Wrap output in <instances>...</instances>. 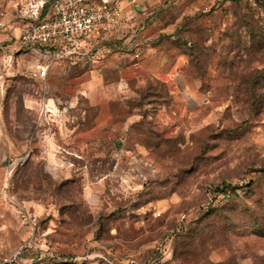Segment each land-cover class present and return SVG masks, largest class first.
Wrapping results in <instances>:
<instances>
[{
  "label": "rangeland",
  "instance_id": "1",
  "mask_svg": "<svg viewBox=\"0 0 264 264\" xmlns=\"http://www.w3.org/2000/svg\"><path fill=\"white\" fill-rule=\"evenodd\" d=\"M37 1L0 0V258L264 264V0H130L44 81Z\"/></svg>",
  "mask_w": 264,
  "mask_h": 264
},
{
  "label": "built area",
  "instance_id": "2",
  "mask_svg": "<svg viewBox=\"0 0 264 264\" xmlns=\"http://www.w3.org/2000/svg\"><path fill=\"white\" fill-rule=\"evenodd\" d=\"M129 1L38 0L31 5L21 46L33 48L43 58L35 77L44 81L58 62L89 57L97 44L111 40ZM85 43L89 46L82 48ZM27 247L0 258V264H32L23 260Z\"/></svg>",
  "mask_w": 264,
  "mask_h": 264
},
{
  "label": "trees",
  "instance_id": "3",
  "mask_svg": "<svg viewBox=\"0 0 264 264\" xmlns=\"http://www.w3.org/2000/svg\"><path fill=\"white\" fill-rule=\"evenodd\" d=\"M64 63H66V62H58L57 64H55V65L50 69V71H49V73H48V76H49L50 73L55 72L56 67H58V65H60V64H64ZM48 76L46 77V79L48 78Z\"/></svg>",
  "mask_w": 264,
  "mask_h": 264
}]
</instances>
